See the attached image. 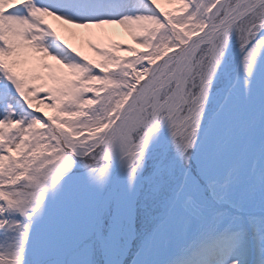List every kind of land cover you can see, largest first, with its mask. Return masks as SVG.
<instances>
[{
    "label": "snow or ice",
    "instance_id": "snow-or-ice-1",
    "mask_svg": "<svg viewBox=\"0 0 264 264\" xmlns=\"http://www.w3.org/2000/svg\"><path fill=\"white\" fill-rule=\"evenodd\" d=\"M0 264H264V0H0Z\"/></svg>",
    "mask_w": 264,
    "mask_h": 264
},
{
    "label": "rangeland",
    "instance_id": "rangeland-1",
    "mask_svg": "<svg viewBox=\"0 0 264 264\" xmlns=\"http://www.w3.org/2000/svg\"><path fill=\"white\" fill-rule=\"evenodd\" d=\"M161 7H164V8H166V9H168V8H172V7H174V6H173V5H169V4H167V3H161ZM50 22H52V23L54 24V26L57 25V22L54 21V20H50ZM112 27H113V30H114V32H115L117 38L130 39V38L128 37V34H127L126 31H125V32H122L121 30L117 29L118 26H112ZM85 51H87V52H89V54H91V51L88 50V48H87L86 45H85ZM49 111H50V110H49Z\"/></svg>",
    "mask_w": 264,
    "mask_h": 264
},
{
    "label": "bare ground",
    "instance_id": "bare-ground-1",
    "mask_svg": "<svg viewBox=\"0 0 264 264\" xmlns=\"http://www.w3.org/2000/svg\"><path fill=\"white\" fill-rule=\"evenodd\" d=\"M163 3V2H162ZM117 29H119V30H121L122 32H127V30L126 29H124L122 26H118V28ZM88 48V47H87ZM88 50H90L89 48H88Z\"/></svg>",
    "mask_w": 264,
    "mask_h": 264
}]
</instances>
